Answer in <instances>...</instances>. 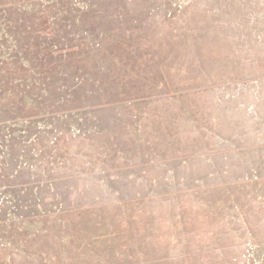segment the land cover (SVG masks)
Returning <instances> with one entry per match:
<instances>
[{
    "label": "rangeland",
    "instance_id": "rangeland-1",
    "mask_svg": "<svg viewBox=\"0 0 264 264\" xmlns=\"http://www.w3.org/2000/svg\"><path fill=\"white\" fill-rule=\"evenodd\" d=\"M70 1L95 0H0V237L34 193L57 212L46 186L69 178L67 205L147 196L162 263L264 264V0H125L135 48L115 47L128 66L113 84L133 96L77 110L47 91ZM0 246V264H31Z\"/></svg>",
    "mask_w": 264,
    "mask_h": 264
},
{
    "label": "trees",
    "instance_id": "trees-1",
    "mask_svg": "<svg viewBox=\"0 0 264 264\" xmlns=\"http://www.w3.org/2000/svg\"><path fill=\"white\" fill-rule=\"evenodd\" d=\"M123 3L125 0L64 3L65 19L60 27L63 32L59 35V30L52 32L47 42L50 49L47 55L50 62L47 68L48 87L53 84L51 90L47 87V91L56 98L62 93L65 109H81L90 106L93 101L94 105L101 107L115 101L114 96L121 100L133 96L124 88L120 91L114 89L125 87L121 76L118 83L113 84L117 72L124 73L128 66L121 51L116 52L115 47L125 51L130 43L131 50L135 48L124 38L123 24L127 20L125 23L122 21L130 19L127 15L137 11L138 4L135 3L132 10H128ZM53 11L52 8L49 10ZM163 21L168 24H165L164 30L172 32L171 24L174 22L168 19ZM51 22L53 25L59 24L54 20ZM186 24L185 31L191 27V23ZM23 30L26 29L23 27ZM171 32L167 31L165 35ZM116 34L118 37L114 38ZM115 61L116 64L113 63ZM136 73L131 70L125 75L136 76ZM154 73L157 75V70ZM161 78L167 81L168 75L165 73ZM144 81H148V78ZM168 109L161 117L162 122L166 117L169 121ZM68 181L69 178H49L46 186L55 190L51 192H56L60 203H63L57 212L48 207L40 209L39 197L35 193L28 205L18 209L20 224L8 225L9 230L0 237L3 250L7 243L16 245L32 259L31 264H168L156 257L157 244L150 241L155 230L151 229L148 236V222L141 216L145 211L141 204L146 202L147 196H134L120 201L121 205L113 200L109 203L106 200L98 203L91 201L84 208L74 203L67 205L64 200L71 190ZM23 207L27 213H23ZM181 210V219H184V211ZM33 223H41V226L33 227ZM184 264L195 263L184 260Z\"/></svg>",
    "mask_w": 264,
    "mask_h": 264
}]
</instances>
